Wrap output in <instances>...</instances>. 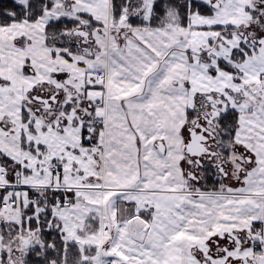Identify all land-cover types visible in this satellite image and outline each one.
<instances>
[{"label":"snow or ice","instance_id":"6c2138e0","mask_svg":"<svg viewBox=\"0 0 264 264\" xmlns=\"http://www.w3.org/2000/svg\"><path fill=\"white\" fill-rule=\"evenodd\" d=\"M0 264H264V0H0Z\"/></svg>","mask_w":264,"mask_h":264}]
</instances>
